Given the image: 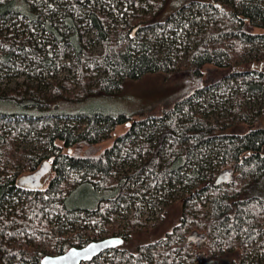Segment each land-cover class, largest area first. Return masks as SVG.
<instances>
[{
	"label": "trees",
	"instance_id": "1",
	"mask_svg": "<svg viewBox=\"0 0 264 264\" xmlns=\"http://www.w3.org/2000/svg\"><path fill=\"white\" fill-rule=\"evenodd\" d=\"M170 3L0 0V264L110 236L124 243L83 264H264V0ZM183 71L199 85L158 116L62 109ZM232 88L229 116L212 113ZM180 200L172 232L129 246Z\"/></svg>",
	"mask_w": 264,
	"mask_h": 264
},
{
	"label": "rangeland",
	"instance_id": "2",
	"mask_svg": "<svg viewBox=\"0 0 264 264\" xmlns=\"http://www.w3.org/2000/svg\"><path fill=\"white\" fill-rule=\"evenodd\" d=\"M186 4L195 0H171L170 10L177 2ZM208 2L211 0H196ZM199 85V76L194 73L178 72L172 75L164 73H152L143 76L138 80H129L118 94L111 96L99 95L85 99L81 102L65 103L63 110L70 113L85 112L91 109H104L111 112H125L134 119H141L148 115L158 116L163 110L171 107L174 103L187 97L195 86ZM235 89L227 91L222 90L218 100H210L208 98L205 103L209 106V110L214 114H223L229 116L230 111L234 108L235 97L231 98V93ZM226 102V103H224ZM225 104V107H224ZM255 105V104H253ZM253 125H264V115H254ZM129 124H122L116 127L112 132L108 141L98 146L96 150L102 149L112 144L115 138L124 133ZM30 175V174H29ZM182 214V201H177L166 210L164 217L159 218L157 215L150 216L149 224L151 229L147 232L135 234L129 238V246L136 248L140 243H153L160 241L166 235L172 232L174 226L180 223ZM122 219H118L117 225H122ZM202 243L198 242V246ZM238 259L239 255L222 256L216 260H212L207 264H237L234 259Z\"/></svg>",
	"mask_w": 264,
	"mask_h": 264
},
{
	"label": "water",
	"instance_id": "3",
	"mask_svg": "<svg viewBox=\"0 0 264 264\" xmlns=\"http://www.w3.org/2000/svg\"><path fill=\"white\" fill-rule=\"evenodd\" d=\"M51 161H53V158H51ZM50 169V161H45L35 173L22 176V185L31 188L39 187L43 176L46 175ZM123 243L124 238L119 236H110L93 240L81 247L72 246L67 251L60 254L45 255L41 259V264H83Z\"/></svg>",
	"mask_w": 264,
	"mask_h": 264
}]
</instances>
